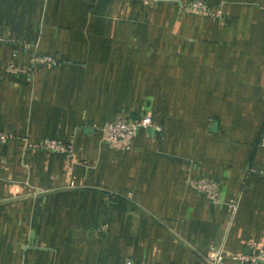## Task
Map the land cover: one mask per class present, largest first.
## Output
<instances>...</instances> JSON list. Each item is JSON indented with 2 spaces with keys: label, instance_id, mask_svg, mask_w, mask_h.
<instances>
[{
  "label": "crops",
  "instance_id": "1",
  "mask_svg": "<svg viewBox=\"0 0 264 264\" xmlns=\"http://www.w3.org/2000/svg\"><path fill=\"white\" fill-rule=\"evenodd\" d=\"M191 1L0 0V264H264V0Z\"/></svg>",
  "mask_w": 264,
  "mask_h": 264
},
{
  "label": "built area",
  "instance_id": "2",
  "mask_svg": "<svg viewBox=\"0 0 264 264\" xmlns=\"http://www.w3.org/2000/svg\"><path fill=\"white\" fill-rule=\"evenodd\" d=\"M185 9L187 12L196 15L219 16L221 14L220 10L211 8L204 0H192ZM4 40V37L0 35V43L4 42ZM29 61L32 65L46 64L51 66L57 65L59 62L50 54L33 55ZM7 68L12 69V64H9ZM153 126L154 123L150 113H146L140 117H133L128 114L118 116L116 119L107 121L102 125V140L109 145H123L125 148H128L140 128ZM13 138L14 135L9 132H0V142H6L7 140ZM32 146L48 152L70 153L69 146H67L64 142L55 139H44L39 143L32 144ZM187 183L198 193L206 197V199L211 203L219 204L221 202V190L215 180L194 177L188 179ZM234 204V201L230 202V205ZM237 257L239 259H247L254 262L260 261L264 263V245L255 247L251 254ZM208 261L209 264H227L224 254L217 249H213L210 253ZM125 264L132 263L130 261H126Z\"/></svg>",
  "mask_w": 264,
  "mask_h": 264
}]
</instances>
